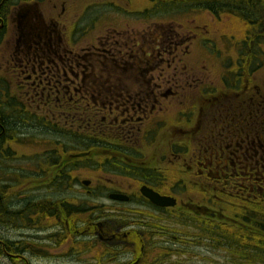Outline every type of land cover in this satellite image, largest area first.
Listing matches in <instances>:
<instances>
[{
	"label": "flooded vegetation",
	"instance_id": "flooded-vegetation-1",
	"mask_svg": "<svg viewBox=\"0 0 264 264\" xmlns=\"http://www.w3.org/2000/svg\"><path fill=\"white\" fill-rule=\"evenodd\" d=\"M186 1L190 4H209L210 2L221 4L219 1L223 2V0ZM231 1L237 3L222 5L227 6L226 9L233 7L239 14L249 9L253 19L244 20L237 14L226 15L240 18L241 21L254 26V29L251 28L253 33L249 38V45L259 46L257 45L261 41L259 38L264 36V0ZM39 4L40 2L35 0H0V50L8 31L13 30L11 36L14 41V53L10 60L0 61V116L2 104H10L12 101H25L28 108L33 107L29 103H35L36 111L28 110V115L43 114L40 116L46 118H65L72 114L77 116L81 111L82 102L89 101L91 115L104 118L107 127L109 126L108 133L115 134L120 127L134 129L132 139L130 136H121L118 139L121 150L110 153L116 156V159L111 158L109 161L111 164L108 173H110L109 176H113L109 185L112 188L110 187L105 194L101 192L96 194L91 199L90 207L72 209L75 212L89 214L95 220L89 224L88 230L79 233L78 238L82 237L84 240H77L85 241L89 237H94L91 247L92 256H88L94 261H90L89 264H161L167 259H170L169 264H172L171 259L177 262L178 256L183 258L186 256L188 260L199 258L201 262H209L208 254L211 251L218 252L230 264H264V96H247L252 89H257L254 82L249 84V81L245 80V85L241 89H237L235 84L231 83L228 90L231 93L223 92L218 96L214 92L217 90L209 88L208 91L205 90V94H202L199 89L203 98L202 104L204 103L199 110L200 125H196L194 130L182 133L190 136L196 130L199 133L203 131L205 136L193 140L191 153H188L190 146H187L184 154L174 149L175 144L171 146L174 152L172 154L175 156V159L170 160L171 165L184 162L182 155L186 154L185 157L188 159L187 173L184 175L188 183L184 187L179 188L172 183L164 185L168 179L162 173H157L156 159L145 156L142 161L136 163L129 157L130 144L133 139H136V131L140 133L141 128L145 126L154 127L157 132L169 128L167 127L169 122L166 123L168 107L165 106L163 109L161 107L163 98L171 97L172 99L177 92L174 90L178 87L177 85L185 88L203 83L199 77L189 80V71L186 66L180 67L185 61L183 59L185 54H188L189 58L193 45L202 48L205 52L216 49L217 45L211 38L202 36V34H210L208 26L197 25L196 34L193 30L181 34L174 30L176 34L170 33L168 36L160 34L161 39L158 36L160 43L158 40L155 41L158 49L156 52L177 54L180 51L182 54V57L179 58L176 55L166 64L167 68L172 70V74L168 77L166 75L171 71L168 72L167 69L165 71L163 68L160 69L161 72L168 73L163 74L159 71L156 78L152 76V73H150L151 78L145 77L147 75L146 59L153 54L148 49L141 47L138 53L130 55L132 64L138 67V75L143 77H134L130 81H137L132 84L139 87L157 86V89H152L150 95L121 93L101 95L97 94V87L122 86V80L129 81V79L83 77L80 58L72 60V53L64 44L66 40L62 31H59V34L64 39L63 44H60L58 40L55 41V38L60 39L57 36L58 31L50 29L48 23L43 21L42 15L39 14ZM243 5L246 7H242ZM189 10L207 13L213 22L221 27L224 26V19L222 14L220 15L223 9L217 13L209 9L200 10L197 7ZM198 16L197 18L203 23L202 18ZM194 22L195 20L191 23ZM179 34L180 37H178ZM142 37L145 39L147 36L142 35ZM131 42L138 43L137 40ZM196 42H198L197 45ZM241 42L245 43L243 38ZM36 43H42L44 46L39 48L35 45ZM117 43L119 44L117 40L107 41V45ZM134 43L132 44L135 45ZM245 46L247 49V42ZM236 49H240V46ZM163 63L162 58H159L158 66L152 71ZM128 68L130 70L131 65H128ZM183 79L187 81L184 82ZM87 82L91 83L87 84ZM86 85H89L90 90L93 91L89 95L82 94L83 87ZM161 85L166 88V92L169 91L168 94L159 93L162 92ZM13 86L15 91L11 89ZM156 90L159 92L155 93ZM98 99L112 100L113 103L99 104ZM146 100H150L151 104L146 105ZM119 101L126 102L123 104L124 108L121 107L122 104L116 103ZM66 103L74 104L76 110H65ZM127 106L130 107L127 108ZM211 111L214 112V117L209 113ZM10 112V108L6 109L7 115ZM192 114L191 110L181 115L186 120ZM163 116L165 121L161 119ZM182 122L185 121L182 119ZM56 144L52 145L55 147ZM187 144L190 145V142ZM54 147L45 149V153ZM96 147H102L101 143L97 142ZM112 150L116 149L112 148ZM54 156L56 159H51L50 164L47 163V165H50L52 179L60 180L64 168L74 163H66L64 152L56 153ZM129 169L138 178V182L131 178L137 184L135 189L127 187L131 176L128 174ZM124 171L128 175L117 177ZM168 178L174 181L175 175ZM115 179L118 181L115 182ZM86 181L87 185H84L83 181L81 184L88 190L91 181L88 179ZM96 184L95 192L99 187L106 188L99 180ZM142 188L153 191L163 199L164 204L156 205L151 202L141 193ZM100 194L102 196H99ZM120 194L127 198L126 201L111 199V196ZM105 197L110 204L109 208L100 204L99 199L105 200ZM46 202L49 203V201ZM55 213L59 216L61 214L60 211L51 213L47 208L44 214L49 216ZM43 218L44 228L52 231L48 233L49 237L65 236V231L70 228L62 221H54L50 216L48 222L44 215ZM99 219L111 224L113 229L109 227L104 229V223H100V225L103 224L101 226L98 225L96 221ZM97 227L101 234L91 235L90 229L94 231ZM102 230L106 232L103 233ZM113 230L114 233L111 232ZM104 234H107L106 238L103 237ZM183 244L189 247V252L178 255L177 246ZM67 246L72 252L73 247L70 244ZM74 257H76L75 254ZM65 259H69V263L75 262L73 257ZM77 260L83 261L80 258Z\"/></svg>",
	"mask_w": 264,
	"mask_h": 264
},
{
	"label": "rangeland",
	"instance_id": "rangeland-1",
	"mask_svg": "<svg viewBox=\"0 0 264 264\" xmlns=\"http://www.w3.org/2000/svg\"><path fill=\"white\" fill-rule=\"evenodd\" d=\"M35 1L40 2L38 9L43 21L48 23L50 29L58 31L57 36L60 39L55 38V41L58 40L60 44H63L64 39L66 40L64 44L71 51L72 60L79 57L82 62H89L94 59V63H92L96 68L93 78L99 79L97 76L99 72L98 66H100L101 70L104 67L110 69L105 78H128L129 81L122 80V86L129 94L147 96L152 93V89H157V86L154 85L139 87L132 84L137 82L134 80L131 82L132 78L143 77L138 75V67L132 64L133 60L130 59V55L138 53L141 47L148 49L153 54L146 59L147 75L145 77L151 78L150 73H152V76L156 78L159 75V71L161 72V68L165 71L167 69L168 72L171 71L166 75L168 77V75L172 74V70L168 69L166 64L171 62L176 55L181 57L182 54L180 51L177 54L156 52L158 49L155 41L158 40L159 42L158 36L161 39L160 34L164 36H168L170 33L176 34V32H173L174 30L180 32V34L193 30L196 34L197 25L208 26L210 34H202V36L211 38L217 45L216 49L205 52L202 48L193 45L194 47L190 49L189 58L185 56V61L180 67L186 66L189 71V80L192 81L199 77L203 83L191 85V87H188L189 91L177 85L178 87L174 89L177 91L174 97L172 99L171 97L163 98L164 100L161 101L162 109L165 106L168 107L166 108V123L169 122V125H167L169 128L157 132L154 127H142L140 133L136 131V139H133L130 144V160L138 163L145 156L157 160V173H162L168 179L167 183L161 181L164 185L172 183L180 188L188 183L187 178L184 176L187 173L186 166L189 164L188 159L185 157L186 154L181 156L185 159L184 162L181 161L176 163V165H171L170 160L175 159L171 146L175 144L174 149L179 151L180 154H184L187 146H190L188 153H191L193 140L200 136H205L203 131L199 133L196 130L190 136L182 133L194 130V127L201 121L199 110L204 103L202 104L203 98L199 89L202 94H205L209 88L217 90V92H214L218 96L223 92L231 93L228 91L231 83L235 84L237 89H241L245 85V80H247L249 84L254 82L257 87V89H252L247 96H264V36L259 38L261 40L257 44L259 46H250L249 38L253 32L247 33V31L251 28L254 29V26L252 27L250 23L243 22L238 18L228 16L229 14H237L243 16L246 20H252V13L239 14L234 9L227 8L225 12L220 13L224 19V26L221 27L216 22H213L207 13L191 12L190 8L185 9L182 6H178L179 10H175L177 8L175 3L172 2L173 0ZM223 2L237 3L231 0H223ZM242 7L246 6L243 5ZM197 16L202 18L203 23ZM194 20L195 22L191 23ZM189 24H193V26L190 27ZM59 31L63 32L64 39L61 38ZM12 34L13 30L12 32L8 31L6 39L3 40L0 50V61L8 62L12 53H14ZM180 34L178 37H180ZM142 35L147 37L143 39ZM241 38L244 39L245 43L247 42V49L245 43H240ZM109 39L119 41V44L112 45L118 48L117 50L120 52H114L113 54L108 52L107 41ZM135 40H137V44L131 42ZM150 40H153L155 44L151 43L153 41ZM197 44L198 42H196ZM237 46H240V49H236ZM95 57L99 58V61ZM104 57L108 58L105 59ZM159 58H162L164 63L152 71L153 68L158 66ZM228 64H235V66H228ZM128 65L132 67L130 70ZM2 67L6 68V66ZM168 72L162 71L161 73ZM183 81L186 82L187 80L183 79ZM89 83L91 82H87V84ZM160 87L162 92L158 91L159 93H169V91L166 92L167 90L164 86L161 85ZM11 89L15 91V86ZM158 92L157 90L155 91V93ZM98 101L99 104L103 103L105 105L109 102V100L104 99H98ZM259 101L261 102V100ZM147 102L150 103L151 101L146 100ZM12 105L16 112L19 111L20 114L28 117L44 118V116H40L43 114H39V116L28 115V110L36 109L34 107L35 103H29V105L33 106L32 108H28L27 103L20 100L12 101ZM129 107L127 106V108ZM191 110L193 114L189 115L190 118H187L186 121L181 114ZM209 113L214 117L213 111ZM81 114L82 111L76 116V124L80 120ZM154 114L156 113L154 112ZM13 116L17 115L14 114ZM65 118H51L52 123L49 124L53 126L56 125L53 123H58L61 120V123L57 124L59 128L53 127L52 129L40 127L41 125L32 121H29V125L27 124L23 128L20 127L22 124H18V126L9 124V127L15 132L18 129H22V134L18 136L8 134L6 136V139L14 136L15 140H12L13 142H10V144L8 143V153L2 152L0 157V241H6L7 244L19 243L20 245L12 247L14 250L13 253L11 252L12 256L8 257L6 253L2 254L0 252V264H89L90 261H94L91 257H88L92 256L91 247L93 246L94 237H89L85 241L77 240H84L82 237L78 238L79 233L88 230L89 224L95 222V220L89 214L75 212L72 209L88 208L91 206V199L96 194L99 192L105 194L109 191L111 187L109 182L113 178L108 173L109 165L111 164L109 161L111 158L116 159L115 154L110 153H116L121 150L118 146L119 138L116 135H108L107 133L97 138L98 134L92 135L89 132H83L80 130L79 125L73 126L74 131H70V127L61 126L64 124ZM163 118L164 116L161 117V119ZM182 119L185 122H182ZM67 129H69L68 133H66ZM72 132H75L76 138L71 135ZM96 138L102 147H96ZM83 139L87 142L84 146H88L85 150L89 149L87 152L92 151L89 156L86 157L84 162L64 168L63 176L60 180L55 177V180L52 179V171L47 163L50 164L51 159H56L54 156L56 153L64 152L66 146H78ZM188 142H190V145L187 144ZM54 143H57L55 147L52 145ZM107 146H113L112 148L116 150H112V148ZM51 147L54 148L45 153V149ZM68 152H73V150H68ZM188 153L187 155H189ZM131 172L133 171H128L131 176L127 187L135 189L137 184L133 179L138 182V178ZM128 174L124 171V173L118 174L120 176L117 177H124ZM172 175H175L174 181H170L168 178ZM85 179L91 181L90 189L88 190L83 188L81 184ZM86 180L85 182H87ZM96 180L97 182L98 180L102 182L106 188L101 189L102 187H99L98 191L95 192L97 187ZM117 181L115 179V182ZM120 181L122 180L120 179ZM91 191L92 193H90ZM99 196H102V194ZM106 200V197L105 200L99 199L103 207L109 208L110 204ZM46 201H49V203ZM46 208L51 213L55 211L61 212L60 216L58 213L49 216L54 221H62L69 225L70 228L65 231V236H48V233L52 231L44 228L43 215L46 221H49V216L44 214ZM12 213H21V217H24V219L29 218V221L23 222L18 219V216L12 217ZM96 222L98 225L104 223V229H107V227L111 228V230L113 229L111 224L103 222L101 219ZM89 232L91 235H98L100 229L97 227L96 230L90 229ZM102 232L105 233L106 230H102ZM111 232L114 233V230ZM103 237L106 238L107 234H104ZM68 244L73 247L72 252L69 251ZM177 248L179 249L178 255L189 252V247L185 244L177 246ZM74 254L76 257H74ZM208 256L210 258L209 262H201L199 258L188 260L189 258L186 256L184 258L178 256L177 262H175V259L171 260L172 264H230L228 260L224 259L225 257L219 255L216 251L209 252ZM68 257H73L75 262L69 263V259H65ZM79 258L83 261H78L77 259ZM169 261L170 259L163 260L161 264H169Z\"/></svg>",
	"mask_w": 264,
	"mask_h": 264
},
{
	"label": "trees",
	"instance_id": "trees-1",
	"mask_svg": "<svg viewBox=\"0 0 264 264\" xmlns=\"http://www.w3.org/2000/svg\"><path fill=\"white\" fill-rule=\"evenodd\" d=\"M172 2L175 3V6H176V8L178 10H179L178 6L185 7V9L186 8H190V7H194V8L197 7V8H200V10L209 9L211 12L217 13L218 11H220L222 9L226 10L225 7H227V6L222 5V4L226 3V2H220V1H219V3H221V4H218V3H215V2H210L209 4H205V3L190 4L186 0H173ZM223 10L221 11V13L224 12ZM245 13H250L249 9H247V11ZM35 45H38L37 47H39V48H42L44 46L42 43H38V44L36 43ZM108 46H109L108 52H110L111 54H113L114 52H120L119 50H117L118 48L113 47V45H108ZM95 58L97 60L99 59L97 57H95ZM104 58L107 59L108 57H104ZM102 59H103V57H102ZM93 60L94 59H91L89 62H87V61L82 62L81 59H80V61L82 62L83 77L91 78L92 76L93 77L95 76L94 70H95L96 66H94ZM89 63H91V64H89ZM96 63H97V61H96ZM98 68H99V72L97 73V76L99 78L107 77L108 73L110 72V69L107 68V67H104L101 70L100 66H98ZM87 71H89V72H87ZM97 88H98L97 94L100 93L101 95H104V94L105 95H108V94L114 95V94H118V93L129 94V93H127L128 91H126L123 86H111V87L100 86V87H97ZM90 89H91V87L89 85L84 86L83 90H82V94L89 95L90 93L93 92ZM98 103H99V101H98ZM110 103H113V101L109 100V102L107 104H110ZM116 103L117 104H122L121 107L124 108L123 104L125 103V101H119V102H116ZM128 103H133V102L132 101H128ZM8 105H10L12 107H7L6 108L5 106H8ZM8 108H10V110H11V112H10L11 115L10 114L7 115L8 113L6 114V109H8ZM65 110L74 111L76 109L74 108V104L68 105L66 103ZM1 111H2V115L0 116V157L2 155V152H5L6 154L8 153V148H9L10 142L12 143L15 140L14 136H12L9 139H6V136H8V134L9 135L10 134H13V135L15 134V136H18V135L22 134V129H18L15 132V130H12L9 127V124H16L17 126H18V124H22V125H20V127L23 128L24 126H26L29 123V121H32V122H37L39 125H41L40 127L43 126V127L52 129L53 127H57L61 123V120H60V121H58V123H53V124H56L55 126H53V125L49 124V123H52L51 118H46V117L38 118V117H32V116L28 117L27 115L20 114L19 111L16 112V110L14 109V107L12 105V102H10V104L3 103ZM81 111H82V114H81L80 120L77 121V124H76L77 117H75V116L71 117L70 116V117H66L65 118V121H64L65 126H64V124H62L61 126L62 127H67V128L70 127L69 128L70 131H74L73 126L79 125L80 130L83 131V132H89L92 135L93 134H98L97 138L101 137L102 135L107 133L108 135H116V136H118V134H120L119 137H118L119 139L121 138V136H126V137L130 136L131 139H132V133L134 132V129H132V128L124 129V127H120V128L117 129V133L118 134L117 133H115V134L108 133L107 131L109 129V126L107 127V125H106V123L104 121V118L103 117L96 118V117H93L91 115V113H90V111H91V102L83 101L82 102V106H81ZM14 114L17 115V116H13ZM105 120L107 121L108 119H105ZM57 128H59V127H57ZM69 129L66 130V133L69 132ZM71 135L74 138L77 137L75 132H72ZM97 138H96V142L98 140ZM49 141H51V139H49ZM52 141H57V140H52ZM81 142L82 143H80L78 146H71V147L70 146H66L65 147L64 155H65L66 163H68L71 160H74L75 158H77V160L73 161V163L77 165L79 163V161L83 160L87 156L86 153H88L87 151L89 149L85 150V148H87L88 146H84V145H86L87 142L84 139ZM74 147H76V148L74 149ZM68 150H73V152H68ZM76 154H77V156H78V154L80 156L76 157ZM82 162H84V161H82ZM67 166H69V165H67ZM16 216H18V219L23 221V222L29 221V218L28 219H24V217H21V213H15V214L12 213V217H16ZM15 245L19 246L20 244L19 243H8L7 244L6 241H0V247H1V251L0 252L2 254L6 253V255L8 257L12 256L11 252L12 253L14 252L12 247H14ZM16 257H18V256H16Z\"/></svg>",
	"mask_w": 264,
	"mask_h": 264
},
{
	"label": "water",
	"instance_id": "water-1",
	"mask_svg": "<svg viewBox=\"0 0 264 264\" xmlns=\"http://www.w3.org/2000/svg\"><path fill=\"white\" fill-rule=\"evenodd\" d=\"M85 185H87V183H85ZM141 193L156 205H163L164 204L162 198H160L157 194H155L153 191H151L147 188H142ZM111 199H113L115 201L123 202V201H126L127 198L124 195H113V196H111Z\"/></svg>",
	"mask_w": 264,
	"mask_h": 264
}]
</instances>
